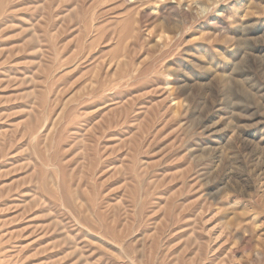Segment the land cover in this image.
<instances>
[{"label": "rangeland", "instance_id": "obj_1", "mask_svg": "<svg viewBox=\"0 0 264 264\" xmlns=\"http://www.w3.org/2000/svg\"><path fill=\"white\" fill-rule=\"evenodd\" d=\"M0 264H264V0H0Z\"/></svg>", "mask_w": 264, "mask_h": 264}]
</instances>
